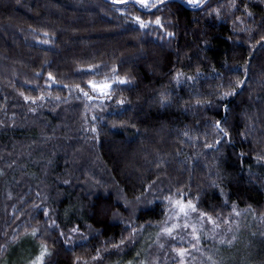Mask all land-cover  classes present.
<instances>
[{
  "label": "trees",
  "instance_id": "obj_1",
  "mask_svg": "<svg viewBox=\"0 0 264 264\" xmlns=\"http://www.w3.org/2000/svg\"><path fill=\"white\" fill-rule=\"evenodd\" d=\"M142 1L0 0V264H166L180 192L264 264V0Z\"/></svg>",
  "mask_w": 264,
  "mask_h": 264
},
{
  "label": "rangeland",
  "instance_id": "obj_2",
  "mask_svg": "<svg viewBox=\"0 0 264 264\" xmlns=\"http://www.w3.org/2000/svg\"><path fill=\"white\" fill-rule=\"evenodd\" d=\"M182 1L189 7H196L200 2V0ZM149 2L148 0L142 1L146 7ZM101 91L105 92L106 90ZM172 201L173 210L161 227V229H165L163 230L162 239L164 244L162 245L166 246V243L169 242L177 246L172 247L173 249L169 252L170 260L166 264H200L198 262L201 259L202 264L203 262L204 264H231L230 255L228 254L231 253L235 256L234 253L237 251L236 244L235 246L232 244L237 242L239 235L250 229L245 213H237L236 210L233 221L223 225L216 223L208 216L198 215L192 210V204L186 193L176 194ZM262 219L264 224V216ZM157 232L160 231L157 230ZM262 235L264 236V234ZM146 236V233L143 234V241H147V238H151L153 235L148 234V237ZM76 244L74 243L71 246L73 247ZM167 250H162V252L165 254ZM133 253L136 254L137 252L132 251L130 255H134ZM28 258L29 255H25L22 260H18L17 264H25ZM233 263L237 264V259H234Z\"/></svg>",
  "mask_w": 264,
  "mask_h": 264
},
{
  "label": "water",
  "instance_id": "obj_3",
  "mask_svg": "<svg viewBox=\"0 0 264 264\" xmlns=\"http://www.w3.org/2000/svg\"><path fill=\"white\" fill-rule=\"evenodd\" d=\"M206 2H207V1H206ZM206 2H205V3H206ZM198 8H200V7H198ZM198 8H196V9H198Z\"/></svg>",
  "mask_w": 264,
  "mask_h": 264
},
{
  "label": "snow or ice",
  "instance_id": "obj_4",
  "mask_svg": "<svg viewBox=\"0 0 264 264\" xmlns=\"http://www.w3.org/2000/svg\"><path fill=\"white\" fill-rule=\"evenodd\" d=\"M157 23H159V21H157Z\"/></svg>",
  "mask_w": 264,
  "mask_h": 264
}]
</instances>
